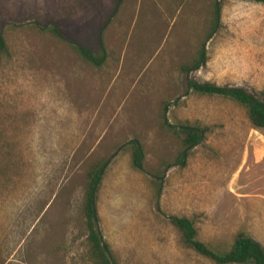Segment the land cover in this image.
<instances>
[{
    "label": "rangeland",
    "instance_id": "1",
    "mask_svg": "<svg viewBox=\"0 0 264 264\" xmlns=\"http://www.w3.org/2000/svg\"><path fill=\"white\" fill-rule=\"evenodd\" d=\"M0 33V264H93L82 204L103 158L97 227L115 264H215L170 216L191 219L220 252L238 232L264 247V131L230 99L187 88L193 79L262 98L264 4L0 0ZM100 39L98 66L75 50L99 56ZM202 45L205 63L183 72ZM180 124L206 129L184 165Z\"/></svg>",
    "mask_w": 264,
    "mask_h": 264
},
{
    "label": "trees",
    "instance_id": "2",
    "mask_svg": "<svg viewBox=\"0 0 264 264\" xmlns=\"http://www.w3.org/2000/svg\"><path fill=\"white\" fill-rule=\"evenodd\" d=\"M121 0H118V3ZM264 4V0H245ZM219 7L215 8V24L218 23ZM57 37L62 38L59 29L53 26L52 31ZM211 34L207 36V39ZM101 54L95 55L90 49L82 44L76 43L75 50L85 60L100 65L105 58V50L101 39L99 40ZM0 51H6L4 39L0 33ZM206 61L205 45H202L198 58L190 65H183L182 71L189 73L201 67ZM187 88L193 93L206 96H221L237 103L246 111L250 125L264 131V91L262 98L248 92L241 87L219 86L213 83H200L193 79L187 80ZM206 132L205 128L180 124L177 126L176 134L181 138V151L176 157L178 165H184L192 148L201 143ZM131 163L135 170L142 171L143 151L137 140H132ZM110 163V158H103L92 164L86 173V185L83 195L82 212L86 227V244L89 256L93 264H115L111 258L108 244L104 241L97 224L99 216L97 211V199L103 175ZM171 225L180 234L184 245L191 248L197 254L209 259L215 264H264V247L244 232H238L231 247L226 251H217L200 241L194 222L187 217L170 216Z\"/></svg>",
    "mask_w": 264,
    "mask_h": 264
}]
</instances>
